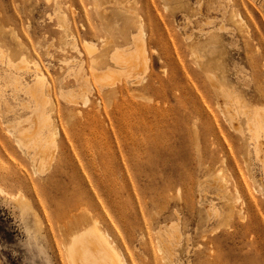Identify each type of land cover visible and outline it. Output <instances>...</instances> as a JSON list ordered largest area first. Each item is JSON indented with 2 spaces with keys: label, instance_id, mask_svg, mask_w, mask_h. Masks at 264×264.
I'll use <instances>...</instances> for the list:
<instances>
[{
  "label": "rangeland",
  "instance_id": "rangeland-1",
  "mask_svg": "<svg viewBox=\"0 0 264 264\" xmlns=\"http://www.w3.org/2000/svg\"><path fill=\"white\" fill-rule=\"evenodd\" d=\"M263 123L264 0H0V264H67L89 220L126 264H264Z\"/></svg>",
  "mask_w": 264,
  "mask_h": 264
},
{
  "label": "bare ground",
  "instance_id": "bare-ground-1",
  "mask_svg": "<svg viewBox=\"0 0 264 264\" xmlns=\"http://www.w3.org/2000/svg\"><path fill=\"white\" fill-rule=\"evenodd\" d=\"M236 16L237 15H235V17ZM238 18H239L238 24L241 25L242 19H241V17H238ZM108 42H110V41H108ZM106 43L107 42H103V44H106ZM84 47L87 50L88 54H90V55L95 54V51L97 50L95 47V43L93 41H84ZM97 60H98V56L94 57V59H91L92 63L94 62L96 64H97ZM92 72L94 73L96 71H92ZM95 77L97 79L101 78V76H99V77L97 76V72H96ZM85 81H87L86 78H85ZM106 83L108 84L109 82L106 81ZM103 84L105 85V83H103ZM78 89H79L80 93L82 92L81 89L84 90L81 87H78ZM30 90L32 91V98L34 99L35 104H38V103L40 104V111L36 112L34 114L35 119L33 120L34 126L32 127V129L27 131L26 126H24V130L22 132L20 130L19 134L16 136L15 143L24 155L30 156L35 171H39L41 169V167L45 163H47L50 159L51 151H50V144H49L48 139H51V138L50 137H46V138L42 137L39 133L41 128L48 123L47 118L41 112L42 94L39 93V91H37L35 86L30 88ZM87 101H88L87 97L84 96L83 97V104H86ZM230 101L236 103V101H234V100L230 99ZM231 104L232 103H230L229 105H231ZM227 105H225V106H227ZM237 105H238V103H237ZM230 109L233 111V112H230L231 114H233L232 116L236 115V117L238 116L237 118H239V116L242 117V115L244 116V113H243L244 108L238 109L237 107L236 108L233 107ZM239 113H240V115H238ZM220 114H222L224 116V117H222V118H224L223 119L224 121H226V122L230 121V119L227 118L224 113H220ZM227 119H229V120H227ZM239 119H238V121H239ZM231 122H233V121L231 120ZM231 122H227L230 129L234 126V124H237L234 122H233L234 124H231ZM241 122H242V120H241ZM241 122L239 121V123H241ZM230 125H232V126H230ZM244 126H245V124L244 125L240 124V127L243 128ZM253 126H254V123H253ZM235 128L237 130L239 127L237 128V125H236ZM244 128H246V127H244ZM233 129H234V127H233ZM252 129H254V128H252ZM249 130H250V128H249ZM244 132H245V130H244ZM241 133H242V135H244L243 132H241ZM251 134H253V132ZM239 135L241 138L243 137L241 134H239ZM244 136H246V135H244ZM251 138H252V141L254 142L255 147H256L254 155H255V158L260 162L261 174H262V180L260 181V183H258L256 185V182L254 181V184L257 186L258 191H261L262 195L264 196V125H263V128L261 129L259 135L257 136V138H255L253 136H251ZM250 151L251 150H249V151L247 150L246 152H244L245 157L249 156V153H251ZM221 180L223 181V179H221ZM224 190H225V202H227L229 208L231 209L230 210V213H231V211H233L234 205L236 203H241V191L234 186L232 187L231 194L228 193L225 188H224ZM2 193L5 194L3 189H2ZM16 199H17V203L19 205L25 204V200L23 197L17 196ZM237 212L240 214L242 212V209L239 208ZM83 213L84 212H82V215H83ZM82 220L83 219L80 218L79 221H76V223L68 221L66 225H70V224L74 223V225L77 226V225H79V223H82ZM89 222H91L90 226L85 227L83 230L82 229L74 230L73 233L71 234V236H69L64 241V243H63V250H64L63 254H64V258H65V261L67 262V264H79V262L72 259V253H73V249H74V248L72 249V247L74 246L73 242H72V238L74 235L77 236L78 246L82 248L83 252L86 254L85 256H87V258L90 259L91 261L93 260L95 263H98V264H126L125 260L119 255L118 251L116 250L114 243L112 241H110L109 235L104 230H100L98 228V226H99L98 221L89 220ZM66 225H65V227H63L64 231L67 228ZM76 226H75V228H76ZM90 245L93 246L92 249L90 248ZM79 251L82 254V251L81 250H79ZM93 261H92V264H94ZM88 262H86V264L90 263V262L89 263Z\"/></svg>",
  "mask_w": 264,
  "mask_h": 264
}]
</instances>
